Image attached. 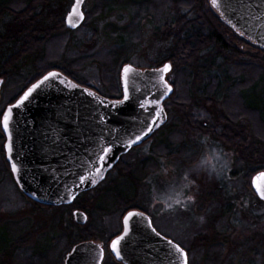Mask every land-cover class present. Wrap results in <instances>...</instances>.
I'll use <instances>...</instances> for the list:
<instances>
[{"label":"rangeland","instance_id":"rangeland-1","mask_svg":"<svg viewBox=\"0 0 264 264\" xmlns=\"http://www.w3.org/2000/svg\"><path fill=\"white\" fill-rule=\"evenodd\" d=\"M71 1L0 0V121L40 71L56 67L104 98L121 97L122 61L149 69L163 65L170 55L169 29L175 27L180 6L176 0H161L165 12L169 8L158 27L146 16L136 26L137 7L87 0L84 26L67 34L59 22ZM129 1H149L154 13L160 4ZM103 4L106 15L99 18ZM207 6L213 10L210 0ZM222 31L235 55L214 56L216 50H211L183 68L174 66L167 75L174 92L164 103L166 129L123 156L103 183L72 206L49 208L25 199L6 169L0 130V264H63L71 246L84 240L103 244L107 254L129 207L147 212L159 231L186 252L188 264H264V205L244 178L253 173L251 180L257 167L264 168V121L258 120V110L246 109L248 103L264 115V51L223 23ZM118 35H125L132 50L112 69L109 54L119 51ZM45 37L50 39H39ZM14 47L19 60L6 64ZM239 76L242 85L236 83ZM218 118L232 119L235 128L218 137L212 126ZM196 145L195 154H200L187 158L186 151ZM245 147L248 164L254 166L241 172ZM75 210L86 214L84 225L74 221ZM105 258L106 264L115 263Z\"/></svg>","mask_w":264,"mask_h":264},{"label":"water","instance_id":"water-1","mask_svg":"<svg viewBox=\"0 0 264 264\" xmlns=\"http://www.w3.org/2000/svg\"><path fill=\"white\" fill-rule=\"evenodd\" d=\"M84 1L78 7L77 0L73 1L65 17L69 30H76L83 22ZM217 4L218 7H212L228 27L264 50V0H217ZM165 65L170 66L167 72L162 71ZM125 68L129 69L127 74ZM170 71V63L144 70L124 65L120 71L122 98L119 100L104 98L57 70L49 72L55 76L45 80L47 73L30 85L5 109L1 118L6 161L22 194L38 205L59 207L71 205L79 194L97 187L120 156L140 146L165 124L163 104L173 94V87L166 80ZM2 84L0 80V90ZM33 85L38 87L18 105ZM9 110L11 116L6 130L4 115ZM101 149H110L103 162L99 161V156L104 154ZM251 187L264 202L261 196L264 172L253 176ZM131 213L135 215L129 217L128 213L124 217L123 233L113 240L119 241V256L113 251V241L110 243L118 262L184 264V251L182 255L176 250L177 245L157 235L145 215ZM73 218L79 225L86 223V216L80 211H74ZM102 259L101 247L88 241L73 247L65 264H101Z\"/></svg>","mask_w":264,"mask_h":264},{"label":"trees","instance_id":"trees-1","mask_svg":"<svg viewBox=\"0 0 264 264\" xmlns=\"http://www.w3.org/2000/svg\"><path fill=\"white\" fill-rule=\"evenodd\" d=\"M103 1L105 2V0H103ZM157 2H158V0H157ZM159 2H160V4H158V6H157V13H154L150 8V2L149 1H148V3H146L144 5H143V3H140V5H137L136 3L129 1V0H118V4L123 3L126 6H130L132 8L137 7L139 9L137 14H136L134 24H136L142 18L141 16H146L147 18H149V20L152 21L153 25L157 24L156 25L157 27L160 26L161 21L163 20L164 16L167 14V10L169 8V7H167V10L165 12L163 2H161V0H159ZM175 5H177V6L180 5V6H178L179 8L177 7L179 12L175 11L177 14L175 21H173V23L175 24V27L174 28L170 27V29H169L170 34L168 35V40H170L172 44L170 47V49H171L170 55L165 59V63L169 62L171 64L172 68L174 66H181L183 68L186 64H189V63L195 61L197 58H200L201 56L205 55L207 52H210L211 50H213V51L216 50V53H214V56L215 55L222 56V53H224L228 57H232L235 55V53L233 51L234 48L227 42L226 35L222 31V23L224 25H225V23L223 22V20L220 19L222 21V23H221L219 21V19L217 18V15L215 14V12L208 8L207 0H176ZM105 7L106 6H104V4H103L102 5L103 13L100 14L99 18H102L106 15V14H104V8ZM160 8H161V11H159ZM182 9H187V12L183 13ZM0 16H1V13H0ZM32 22H33L32 20L26 21V23H32ZM37 23L39 24L38 21H37ZM37 23H35L36 24V31L38 29L40 31V28H38ZM139 23L140 22H138L137 24H139ZM84 24L85 23H83L82 26H84ZM137 24H136V26H137ZM164 24H165V26H167L170 23L165 22ZM59 25L61 26L63 31L67 30V29H65V26H64L62 20H61V22H59ZM115 30L121 31L120 29H116V28H115ZM46 32H47V30L45 31V33ZM71 33H73V32H71ZM48 34L50 35V33H48ZM130 35H132V32ZM117 37H118V40L120 39V41H121V43L119 44V47H118L119 51H116L117 50L116 49L115 51H113L112 53L109 54L111 59H112V69H113V65H115L119 60L121 61V59L123 57H127L126 55H128L129 52L132 50L131 45L129 46L127 42L125 43V39H124L125 35H118ZM12 38L14 40V37H12ZM39 39L48 40V39H50V37H45L44 39L39 38ZM13 40H12V43H14V45H16L17 48H19V42L18 41L16 42ZM115 46H117V45H115ZM114 48H116V47H114ZM15 49H16V47H14V49L11 50L10 55L8 56V58L5 61L6 64L8 63V61H11L10 59H14L13 61H16L18 59L19 56H16L18 54V52ZM13 63H15V62H13ZM125 63H126L125 61H122L121 65H125ZM9 65H13V64H9ZM100 66L103 67V65H100ZM208 67L209 66H207V67L203 66L202 69H208ZM55 68H51V69H48L45 71H40L36 77H33L31 83H29L26 87H24V90L29 85H31L36 80H38L40 77H42L46 73L54 70ZM8 69L11 70V68H8ZM57 70H60V69L57 68ZM108 70H109V68H108ZM60 71L62 72V70H60ZM2 72H4L3 74H5V75L7 73V71H2ZM62 73H64L66 76H68L69 78H71L72 80L77 82L78 84H81L73 76L65 73L64 71ZM6 77H9V76L6 75L5 78ZM11 77H13V76H11ZM238 78L239 79L237 80L236 83L238 85H242L243 84V78L240 76ZM118 98H120V97H111L110 99H118ZM239 99L242 103L244 102L243 98L239 97ZM242 103H240V104L242 105ZM238 104H239V102H238ZM246 105H247L246 109H248V110H250V109L258 110V117H259L258 120L260 122L264 121L263 110L258 109V108L253 107V106H250L248 103ZM221 122H223V123H221ZM235 125L236 124L232 121V119L218 118L215 126H213V127H215L217 129L216 134L219 137L221 135H225L226 132L229 130V128H231V130L233 128H235ZM242 137H241V139H242ZM241 142H242V140H240V143ZM242 151H243V156L245 159L244 161L246 162L245 164L249 168L248 170L251 171L252 170L251 167L254 165H252L251 163L248 164L249 155H248L247 147L242 149ZM246 158H248V159H246ZM5 165H6V169L8 170V166H7L6 162H5ZM256 169H258V170L254 169L256 172L264 171V168L260 167V166L257 167ZM8 172H9V170H8ZM248 174L249 173L245 174V176H244V178H246L245 183H246L248 189H250V191L253 193V191L251 189V185H250L251 180H249V177H251V175L253 173H250L249 175ZM255 198H256V196H255ZM256 200H258V199L256 198ZM258 202L264 205L263 202H261L259 200H258ZM12 249H11V251H13ZM217 252H219V251H216V253ZM216 256L219 257L218 254H216Z\"/></svg>","mask_w":264,"mask_h":264},{"label":"flooded vegetation","instance_id":"flooded-vegetation-1","mask_svg":"<svg viewBox=\"0 0 264 264\" xmlns=\"http://www.w3.org/2000/svg\"><path fill=\"white\" fill-rule=\"evenodd\" d=\"M73 1L74 0H72L71 1V5H70V7H69V11H70V9H71V7H72V5H73ZM87 0H85L84 1V3H83V5H82V12H83V14H84V16H85V13H84V4H85V2H86ZM69 11L66 13V15L69 13ZM66 17V16H65ZM62 21H63V24H64V26H65V18L64 19H62ZM83 23L79 26V28L78 29H81L83 26ZM65 29H67L66 27H65ZM78 29H76V30H78ZM69 31V32H68ZM64 32H66L67 34H71V32L72 31H70V30H64ZM74 32V31H73ZM165 112H166V110H165ZM167 122H168V115H167V112H166V122H165V124L162 126V127H160L158 130H156V132H158L159 130H161V129H166V125H167ZM215 124H216V122H212V126H215ZM156 132L150 137V138H152L155 134H156ZM149 138V139H150ZM148 139V140H149ZM165 139H169V137L168 136H166L165 137ZM148 140H146V141H148ZM146 141H144L140 146H138V147H136V148H134V149H131V151H133V150H136V149H138V148H140ZM170 141V140H169ZM167 142V141H166ZM221 142V141H220ZM167 144L170 146V144H169V142H167ZM193 146V145H192ZM191 146V147H192ZM190 146H189V148H191ZM197 148H198V145H196V147L194 146V148H191V149H189L188 151H186V154H187V158L188 157H197L199 154H200V151H198V153L197 154H195V152L197 151ZM192 150H193V152H192ZM131 151H129L127 154H129ZM242 150H241V155H242ZM237 153V152H236ZM126 154V155H127ZM126 155H124V156H126ZM239 155H238V153H237V156L236 157H238ZM200 157V156H199ZM122 158H123V156L122 157H120V159H119V161H118V163L116 164V166L119 164V163H121V160H122ZM116 166L110 171V172H108L107 174H106V176H105V178H104V180L101 182V183H103L106 179H107V175L109 174V173H111L115 168H116ZM241 170V172L242 171H248V167H247V165L246 164H243V166H242V168L240 169ZM224 171V170H223ZM239 171V170H238ZM233 173V172H232ZM231 173V174H232ZM235 173H237V170L235 171ZM257 173H259V171L258 172H256L255 174H257ZM254 174V175H255ZM100 183V184H101ZM99 184V185H100ZM33 204V203H32ZM49 208H53V207H49ZM132 211H137V212H139V213H141V214H143V215H145L148 219H149V221H150V225H151V227H152V229H154V231H155V233L157 234V235H159V236H161V237H163L164 239H167V240H170L172 243H174L175 245H177L179 248H181L182 249V247L179 245V244H177V243H175L172 239H170V238H168V237H166L164 234H162L160 231H159V229L157 228V226H155L154 225V222H153V219L150 217V215L147 213V212H142L141 210H138V209H135V208H132L131 209V207L129 208V209H126V211H125V213H124V215H123V217H122V221H123V219H124V217L128 214V213H130V212H132ZM123 233V225H122V230H121V232L119 233V234H117L116 236H114L113 238H111L110 239V242L108 243V245H107V254H106V250L104 249V246H103V244H101V243H98L99 245H100V247L102 248V251H103V259H102V263L101 264H106L105 262H104V260L106 259L105 257H106V255L107 256H109L110 258H112V260L115 262L114 264H123V263H120V262H118L116 259H115V257L113 256V254H112V252H111V250H110V243L115 239V238H117L118 236H120L121 234ZM80 243V242H79ZM76 244H78V243H75V244H73L72 246H71V248H70V251L72 250V248L76 245ZM183 250V249H182ZM69 251V252H70ZM13 252V251H12ZM68 252V253H69ZM68 255V254H67ZM67 255L65 256V259H66V257H67ZM65 259H64V262H65ZM64 264V263H63Z\"/></svg>","mask_w":264,"mask_h":264},{"label":"snow or ice","instance_id":"snow-or-ice-1","mask_svg":"<svg viewBox=\"0 0 264 264\" xmlns=\"http://www.w3.org/2000/svg\"><path fill=\"white\" fill-rule=\"evenodd\" d=\"M80 3H81V0H77V7L79 6ZM212 5H213V7H218L217 0H212ZM75 12H76V7L73 8V13H75ZM81 18H83L82 15H81ZM169 69H170V66L169 65H165L162 71L163 72H167V71H169ZM124 71H125V74H127V72L129 71V69L128 68H125ZM55 75H56L55 73H49V76H46L44 79L47 80V79H49V77H52V76H55ZM161 80L163 81V77H161ZM41 83H43V81H41ZM164 84H165V87L168 88V91H171V88L167 85V83L164 82ZM37 87H38V85H33V87L31 89H29L28 92H26L24 94V96L21 98V100L18 101V105L19 104H22L25 100H27L28 97H29V95L32 93V91L35 88H37ZM166 94L167 93H165V95ZM125 99H127V94L125 95ZM141 107L143 108L144 105H141ZM10 116H11V110H9V112L4 115V127H5L6 130H7V127H8V121L10 119ZM148 131L151 132L152 129L149 128ZM140 139H141V137L138 136L137 137V140H140ZM9 150H11V149H9ZM101 151L104 154L101 155V156H99V161L103 162V161L106 160L107 153L110 151V149H101ZM101 167H103V164H101ZM16 170H17L16 169V166L13 165V171L15 172ZM97 171H99V169H97ZM82 182H84V181L82 180ZM94 182L95 181H93V183ZM261 196L264 197V191H261ZM133 215H135V214L129 213V217H131ZM127 222H128V218L126 217L125 218V224L126 225H127ZM118 243H119V241H113V244H112L113 251H117V245H118ZM176 250L179 251V252H181V254L183 255L182 249H180L179 247H177ZM117 255L119 256V252L118 251H117ZM184 264H187V257H186V255H185V258H184Z\"/></svg>","mask_w":264,"mask_h":264}]
</instances>
